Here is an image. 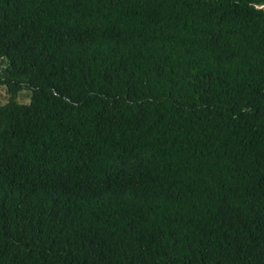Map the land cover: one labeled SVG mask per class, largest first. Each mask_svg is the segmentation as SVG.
Wrapping results in <instances>:
<instances>
[{"label":"trees","instance_id":"trees-1","mask_svg":"<svg viewBox=\"0 0 264 264\" xmlns=\"http://www.w3.org/2000/svg\"><path fill=\"white\" fill-rule=\"evenodd\" d=\"M0 82V264H264V0H0Z\"/></svg>","mask_w":264,"mask_h":264},{"label":"rangeland","instance_id":"rangeland-1","mask_svg":"<svg viewBox=\"0 0 264 264\" xmlns=\"http://www.w3.org/2000/svg\"><path fill=\"white\" fill-rule=\"evenodd\" d=\"M10 95V91L7 89L5 83L0 82V103L6 101ZM30 90L26 87H22L15 93V99L20 102H27L29 100Z\"/></svg>","mask_w":264,"mask_h":264}]
</instances>
